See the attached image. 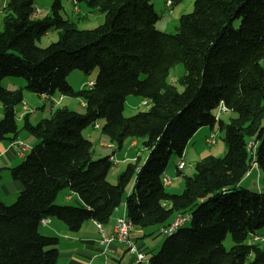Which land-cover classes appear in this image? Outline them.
I'll return each mask as SVG.
<instances>
[{
    "label": "trees",
    "instance_id": "1",
    "mask_svg": "<svg viewBox=\"0 0 264 264\" xmlns=\"http://www.w3.org/2000/svg\"><path fill=\"white\" fill-rule=\"evenodd\" d=\"M35 1L10 0L2 10L0 143L15 141L22 130L39 143L11 169L24 185L16 202L0 201V264H59L58 239L42 235L41 221L54 218L73 229L86 221L109 223L136 173L125 199L135 227H162L177 214L191 215L190 226L167 237L150 264H264L260 244L247 243L264 228V194L241 188L254 166L264 175V0H195L175 34L156 29L160 17L152 0H75L104 15L92 30L62 18L60 1L52 15L35 18ZM51 31L58 41L39 48L36 41ZM178 64L186 71L178 80L182 92L168 83ZM96 68L92 87L69 86L74 70ZM8 77L24 79L25 89L2 88ZM24 90L82 99L85 114L63 107L36 126L26 115L20 129L16 110ZM131 95L151 107L127 118ZM222 103L237 116L229 124L217 119ZM100 119L111 142L122 147L128 138L143 139L149 151L140 168L130 164L116 185L108 182L112 157L93 161L92 143L82 136ZM217 123L224 157L197 162L184 191L168 193L162 178L172 156L181 157L200 129ZM66 190L85 208L57 205ZM228 233L230 250L224 247Z\"/></svg>",
    "mask_w": 264,
    "mask_h": 264
},
{
    "label": "rangeland",
    "instance_id": "2",
    "mask_svg": "<svg viewBox=\"0 0 264 264\" xmlns=\"http://www.w3.org/2000/svg\"><path fill=\"white\" fill-rule=\"evenodd\" d=\"M10 0H0V31H3V23H2V10L4 6ZM56 1H60L61 8L58 9L60 15L64 19H69L72 22L77 24L78 29L80 30H92L101 26L104 23V15L99 12L90 13L89 8L87 7L85 2L77 3L75 0H36L35 8L36 13L34 15L35 18L43 19L48 15H52L53 6ZM155 1V0H154ZM156 11L159 14V21L156 24V29L162 33L167 34H175L180 25L179 19L182 15H187L193 12L194 1L195 0H183L178 4H173L172 8H167L166 0H156ZM77 4V5H76ZM77 6V8H76ZM39 12V13H38ZM58 32L51 31L47 35L43 36L39 41H36V44L39 48H47L49 45L56 43L58 41ZM186 73L182 64L176 65L170 71V75L168 78V83L177 87L179 92L183 91V88L178 84V80ZM99 75V68L94 69L89 74L80 71L74 70L67 77V82L69 86H71L75 91H79L84 88H88L90 82H95ZM141 80L145 79V76L141 75ZM27 82L21 78H13L8 77L2 81V88L6 90H16V89H25ZM25 91V90H24ZM28 92V91H27ZM27 96L31 97V101ZM55 100L53 102H58L59 99L61 101L59 103H51V101L45 102V107L42 105L38 107L40 104H36L37 95L34 93H26L25 101L32 105L33 109V119L36 121V116L39 123L43 119H48L51 115L60 108L66 107L71 111L76 113L85 114V107H83V100L73 97H65L60 96L57 92L52 96ZM1 105V103H0ZM21 107V106H20ZM19 107V108H20ZM151 105H144V100L142 98L136 96H128L125 102L124 108V116L129 118L133 117L139 112H146ZM218 113V111H217ZM223 122L225 124H229L232 119L236 116L235 113L231 111H227L224 114H221ZM3 119V117H2ZM1 121V120H0ZM23 124V122H22ZM95 124H97L100 128L96 129L94 125L89 126L82 132V136L91 141L93 143L92 148V159L93 161H98L104 159L106 157H114V162L112 169L108 175V182L112 185H116L119 181V177L127 170V167L131 165L141 164L143 163L148 155L149 151L146 147H144L143 139H133L128 138L123 143V146L120 147L117 142L113 143L110 141L109 137H107L103 133V126L105 124V120L100 119ZM210 128V127H205ZM201 130V129H200ZM209 134L200 133L198 135L196 142L198 149L190 145L188 149L185 150V161L186 167L184 170L185 176L192 177L196 170L195 164L198 161L203 160L206 157L214 156L217 158H222L226 154V145L223 141V133L219 129V124L217 123L213 130L207 129ZM213 134L215 136L216 144L211 145L206 142V138L210 137ZM135 142V145H134ZM101 143L106 144V146H102ZM196 146V147H197ZM137 159H140V163H137ZM180 160L178 155H173L169 165L166 169L165 174L169 175L168 177L172 179L171 185L165 187L168 193L181 194L185 188V176H178L176 172L177 164ZM116 162V163H115ZM137 174V173H136ZM136 174L133 178V181L136 177ZM131 184L127 187V190L123 197V203L120 208L116 211L123 212L125 210V199L131 189ZM241 188L250 190L252 192H258L264 194V175L260 168L256 165L251 171L250 175H248L243 182L241 183ZM66 195L73 196L74 194L69 191H64L60 194L58 199L56 200V204L59 206H76L75 202L66 201ZM78 196V195H76ZM79 197V196H78ZM16 202V201H15ZM15 202H8V206L13 205ZM84 204V203H83ZM187 226H190L188 224ZM48 231L42 228L40 232L45 235V232ZM152 232L147 237V242L150 244V249L147 251V259L150 260L152 257L158 254L161 250L164 242L167 237L163 236L160 232V227H153L148 230ZM258 236H264V228L257 233ZM46 236V235H45ZM254 236L250 235L247 239L248 244H252L254 241ZM261 248L264 249V241L259 243ZM234 245L233 236L231 233H228L226 239L224 241V247L226 250H230ZM253 257L250 258L249 262L253 261ZM133 264H135L133 262Z\"/></svg>",
    "mask_w": 264,
    "mask_h": 264
},
{
    "label": "crops",
    "instance_id": "3",
    "mask_svg": "<svg viewBox=\"0 0 264 264\" xmlns=\"http://www.w3.org/2000/svg\"><path fill=\"white\" fill-rule=\"evenodd\" d=\"M152 2L154 4L155 10H157V1L152 0ZM26 93L28 92L25 90L23 103L27 104V106L29 107V111L24 110L22 108V105L16 110L20 129L23 128L22 122L26 115H30V122L34 126L40 123H37L39 120L37 119V116L36 121L33 119L34 113L32 105L25 101ZM27 97L30 101L32 100L30 96ZM54 100L55 99L53 97H50L49 99L52 104L59 103L61 101V99H59L58 102H53ZM46 101L48 100L44 99L43 96H37L36 104H40L38 107H40L41 105L45 107ZM2 117L3 107L2 105H0V120H2ZM220 121L223 122L222 117H220ZM207 129L213 130L212 128H202L201 130H199L198 133L190 140L186 149H188V147L192 145V147L197 150L198 146L196 139L198 135H200V133L209 134ZM212 135L213 134H211L210 137ZM210 137L206 138V142ZM17 141H22L28 146V150L26 151L24 157L20 155L19 149L13 145ZM38 143V139L34 138L27 131L24 130L19 133L15 141H3L0 143V201L4 204L7 205L8 202H15L19 197L20 193L24 190V185L22 184V182L13 178L11 174V169L19 166ZM101 145L104 147L106 146V144L104 143H101ZM183 156L185 158V152ZM112 158L114 159V157ZM142 164L143 163L139 164L138 168H140ZM184 170H182L180 176H185ZM176 172L178 175L179 172L177 171V168ZM164 176L169 175L165 174ZM132 189L133 187H131L128 194L131 193ZM76 195L77 194H74L73 196L66 195L65 200L69 202L74 201L76 206H78L79 208H85V205L83 204L81 199ZM116 211L112 215L110 222L102 225L103 230L108 235L113 232V228L116 224L117 219L121 217L124 213H127L126 205L125 210L123 212L118 211L116 213ZM49 220V224L43 227L44 229L48 230L45 232L46 236L55 237L58 239L57 249L59 264H133V258L126 252V249L120 245H113L110 252H104L103 246L101 245V234L97 226L98 223L94 221H86L82 224L80 228L73 229L57 219L50 218ZM148 230L149 229L142 230L136 227L131 235L132 240L137 244L138 248L140 250H144L146 253L150 249V244L147 242L146 239L148 235L152 233Z\"/></svg>",
    "mask_w": 264,
    "mask_h": 264
},
{
    "label": "built area",
    "instance_id": "4",
    "mask_svg": "<svg viewBox=\"0 0 264 264\" xmlns=\"http://www.w3.org/2000/svg\"><path fill=\"white\" fill-rule=\"evenodd\" d=\"M173 4H174L173 0H166L167 8L169 9L172 8ZM93 84H94L93 82H90L88 86L92 87ZM43 98L46 100L50 99V97L48 96H43ZM82 105L83 107H86L85 102H83ZM144 105L148 106V102L144 101ZM22 108L24 110L29 111V107L27 106V104L23 103ZM225 112H227V109L222 103L218 108L217 119H219L220 115ZM95 128L99 129L100 127L96 124ZM207 143L211 145L216 144L215 136L212 135L207 140ZM13 145L19 149L20 155L24 157L26 151L28 150L27 144H25L22 141H17ZM250 147H252V144H250ZM111 161L114 162L115 160L111 158ZM185 167H186V161L184 159V156L182 155L177 164V171L182 172V170H184ZM162 183L163 186L167 187L171 185L172 179L169 178L168 176H164L162 178ZM49 222H50L49 219H44L41 221V226H47ZM190 222H191L190 214H177L169 225L160 227V232L163 236L169 237L175 234L181 228L186 227L188 224H190ZM97 226L101 234V245L103 246L104 252H110L113 245H120L126 249V252L133 258L135 264H150V260L147 259V253L144 250H140L137 244L131 238V235L136 227L133 224V222L128 219L127 213H124L121 217L117 219L116 224L113 228V232L109 235L106 234L105 231L103 230L102 224L98 223ZM253 241H254L253 243H261L264 241V236L263 237L254 236Z\"/></svg>",
    "mask_w": 264,
    "mask_h": 264
}]
</instances>
